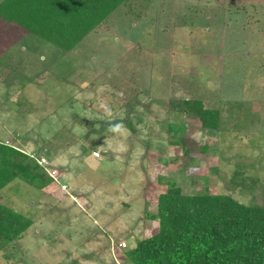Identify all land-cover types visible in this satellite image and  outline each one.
I'll list each match as a JSON object with an SVG mask.
<instances>
[{"label":"rangeland","instance_id":"rangeland-1","mask_svg":"<svg viewBox=\"0 0 264 264\" xmlns=\"http://www.w3.org/2000/svg\"><path fill=\"white\" fill-rule=\"evenodd\" d=\"M191 100L218 112L217 128L187 111ZM0 142L58 175L64 156L77 182L144 188L136 208L119 199L107 216L132 211L131 223L105 231L6 173L0 203L31 225L0 237V264H131L173 185L264 207V0H129L68 52L0 19Z\"/></svg>","mask_w":264,"mask_h":264},{"label":"trees","instance_id":"trees-1","mask_svg":"<svg viewBox=\"0 0 264 264\" xmlns=\"http://www.w3.org/2000/svg\"><path fill=\"white\" fill-rule=\"evenodd\" d=\"M129 0H4L0 19L73 50L116 9ZM205 128H217L218 112L201 102L186 101ZM22 177L38 190L52 182L28 154L0 142V179ZM153 219L159 231L135 240L131 264H264V207L247 206L224 194H183L170 186L158 195ZM31 220L0 203V237L14 240Z\"/></svg>","mask_w":264,"mask_h":264},{"label":"crops","instance_id":"crops-1","mask_svg":"<svg viewBox=\"0 0 264 264\" xmlns=\"http://www.w3.org/2000/svg\"><path fill=\"white\" fill-rule=\"evenodd\" d=\"M95 150H98V149L94 148L93 151ZM82 158L83 157L81 156L80 162L78 163L80 168L84 164L82 161ZM56 161L58 163L57 167L59 169L58 170L59 171V175H58L59 183L52 181L49 185H47L43 189H40V194L44 198L53 199V198H61V196L65 197L64 200L68 198L66 201L69 203V205H66L64 207L62 204L63 206V209L61 210L62 217L67 216V218H69V220H71L72 223H73L72 221L73 218H71L72 213L80 217L87 216L89 219L88 220L89 222H91L90 219L94 217L96 219L95 222L98 221L101 225L105 227L106 229L105 231H107L108 227H110L113 224L124 223L125 225H127L131 223L130 219L134 215L132 211H129L127 213L126 211L123 212L122 213L123 218L120 220L117 216H114V218L113 217L110 218L107 216H109V214L112 212L113 207L116 208L118 207V205H120L119 203L122 202L121 199L123 198L128 199L130 201L131 205L128 208H131L132 206L136 208L141 202V200L143 199L142 194L138 192L139 190H141L142 192V190L144 189L143 187L135 188L136 185L132 187H128L127 185H124V184L118 185V183H115V184H112L110 187L103 190L102 188L95 187L91 182H88L86 180H84L83 182H77L76 180H77V177L79 176L78 175L79 173L77 170L71 168V165H68V168L64 167V165H67V159H65L64 156H60L59 158H57ZM117 177H120V176H117ZM61 185H65L66 190L63 191L61 188H59ZM68 190H69V193H71L69 196L67 194L68 192L65 193ZM52 191H55V192L58 191L55 197L51 194ZM78 198L81 201L84 200L85 205L79 203V201L77 202ZM119 199H120L119 203H117V205L115 206V202H117ZM60 201L61 200H58L56 202H60ZM72 202H77L78 207H76L75 204ZM41 205L43 204L41 203ZM156 213L152 214L151 216L156 215ZM101 216L103 220H100V219L97 220V218L98 217L100 218ZM111 221L112 223H110ZM81 222H83V219L81 220ZM105 234L106 233L104 232V235Z\"/></svg>","mask_w":264,"mask_h":264},{"label":"built area","instance_id":"built-area-1","mask_svg":"<svg viewBox=\"0 0 264 264\" xmlns=\"http://www.w3.org/2000/svg\"><path fill=\"white\" fill-rule=\"evenodd\" d=\"M92 156L98 158L100 156V153L97 151H93ZM30 157L33 158L38 163V165L41 166L42 169H44L48 177H50L55 182L59 183L57 171L55 170L51 162H48V160L43 156L36 157L34 155H30ZM60 187L62 190H66L65 185H61ZM118 247L125 248L126 244L124 242L119 243Z\"/></svg>","mask_w":264,"mask_h":264},{"label":"clouds","instance_id":"clouds-1","mask_svg":"<svg viewBox=\"0 0 264 264\" xmlns=\"http://www.w3.org/2000/svg\"><path fill=\"white\" fill-rule=\"evenodd\" d=\"M52 181H54V180H52ZM61 188V187H60ZM64 191V190H63Z\"/></svg>","mask_w":264,"mask_h":264}]
</instances>
